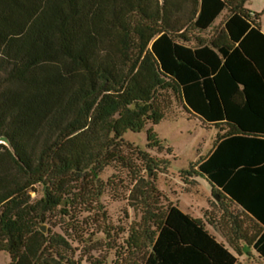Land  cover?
Masks as SVG:
<instances>
[{"label":"trees","instance_id":"trees-1","mask_svg":"<svg viewBox=\"0 0 264 264\" xmlns=\"http://www.w3.org/2000/svg\"><path fill=\"white\" fill-rule=\"evenodd\" d=\"M249 1L0 0V252L9 264H81L96 250L79 216L104 211L101 175L112 166L131 177L127 199L142 212L119 247L133 259L118 262L237 263L201 219L159 206L140 167L148 177L169 162L125 140L164 119L165 92L218 131L184 182L201 175L241 208L251 227L234 222L236 240L264 260V32ZM224 12L223 27L204 37ZM147 133V147L161 151ZM71 241L85 245L79 258Z\"/></svg>","mask_w":264,"mask_h":264},{"label":"rangeland","instance_id":"rangeland-1","mask_svg":"<svg viewBox=\"0 0 264 264\" xmlns=\"http://www.w3.org/2000/svg\"><path fill=\"white\" fill-rule=\"evenodd\" d=\"M247 9L252 13L261 14L260 26L264 32V0H250ZM227 17L228 14L224 12L214 27L203 36L208 37L221 29ZM159 98V105L165 114L164 119L157 125H148L140 133L128 132L125 140L149 153L154 159L168 161L169 165L166 170L162 167V172L152 171L150 177H147V171L142 166L140 167L143 170L141 175L145 179L149 178L156 185L161 193L159 206L162 208L167 207L169 202L177 205L184 214L201 219L209 233L222 242L228 243L235 237L238 238L234 224L232 225L230 220L231 215L222 210L225 207L224 202L218 201L213 193L217 189L201 175L188 178V183L184 182L182 177L183 172L190 170L201 156L211 153L218 133L217 129L209 127L200 118L189 114L182 102L170 92L163 93ZM150 128L161 142V147H163L161 151L158 147H147V131ZM101 180L104 184L107 182L109 184L101 199L104 211L102 213L97 211V215L82 213L79 216L80 222L84 219L87 223V225L81 224L80 226L83 230V237L87 238L91 234L90 240L96 245V250L82 257L81 264H121L117 261V256H123L126 261L133 259L119 248L123 240L127 238L129 228L136 226L142 217V212L138 208L134 210L130 207L127 199L131 177L127 175L126 170L112 166L101 175ZM37 190L39 191L40 188ZM38 194L41 195L40 192ZM32 196L35 197V193ZM59 222L62 223L63 220ZM243 223L250 231L251 224L248 220H244ZM50 228L52 232L62 234L59 225ZM71 243L73 247L79 248L76 253V258H79L80 251L84 250L82 248L85 245L72 241ZM244 246L247 252L243 256L245 262L242 264H264V260H259L255 252L254 256L257 259L250 258L249 247L246 244ZM234 254L237 255L235 252ZM9 263V254L0 252V264Z\"/></svg>","mask_w":264,"mask_h":264},{"label":"crops","instance_id":"crops-1","mask_svg":"<svg viewBox=\"0 0 264 264\" xmlns=\"http://www.w3.org/2000/svg\"><path fill=\"white\" fill-rule=\"evenodd\" d=\"M225 204H228L227 201H225ZM224 204V208L222 209L224 213H227L228 215H231V223L232 225L234 224V222H236L238 225H242L243 224V221L244 220H249L248 217L243 214L242 212V209L239 208L238 206L236 205H231V206H226ZM193 218V217H192ZM196 219V218H195ZM205 228H206V225H205ZM235 228V226H234ZM207 230V228H206ZM208 231V230H207ZM209 232V231H208ZM210 234V233H209ZM211 235V234H210ZM213 236V235H212ZM216 241L218 242L219 240V243L223 244L226 246L227 249H229L230 252H232L234 254V251L232 250V248L230 247V244L229 243H235V245L237 246V248L241 251V254L242 255H235V257L237 258V263L236 264H242V262L244 263L245 261L243 260V256L245 255V253L247 252V249L246 247L244 246V243L241 242V241H237L236 240V237L233 239V240H230L228 241V243H225V242H222V240H220L219 238H217L216 236H213ZM218 239V240H217ZM248 251H249V256L250 258L256 260V256H254V250L252 248H248ZM256 253V252H255ZM258 259L260 260L258 254L256 253Z\"/></svg>","mask_w":264,"mask_h":264},{"label":"water","instance_id":"water-1","mask_svg":"<svg viewBox=\"0 0 264 264\" xmlns=\"http://www.w3.org/2000/svg\"><path fill=\"white\" fill-rule=\"evenodd\" d=\"M148 176L149 177L151 176V172L148 173ZM216 198H217L218 201L220 200V198L218 196H216ZM41 231L45 233L46 232V227L45 226L41 227Z\"/></svg>","mask_w":264,"mask_h":264}]
</instances>
